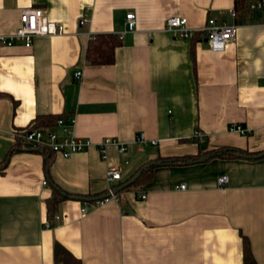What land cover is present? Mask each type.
Here are the masks:
<instances>
[{
	"label": "crops",
	"instance_id": "crops-1",
	"mask_svg": "<svg viewBox=\"0 0 264 264\" xmlns=\"http://www.w3.org/2000/svg\"><path fill=\"white\" fill-rule=\"evenodd\" d=\"M252 1L0 0L2 36L26 9L63 28L27 48L0 47V167L12 152L0 168V264H53L55 242L80 264H264V156L253 158L264 153V12H246ZM128 12L133 32L125 30ZM172 16L186 20L190 39L163 30ZM207 19L238 27L223 51L212 52L198 33ZM100 34L119 38L112 65L84 62L87 42ZM46 116L74 120L75 137L115 139L127 151L110 148L101 159L90 147L63 158L22 147L16 133ZM54 122L46 128L59 135ZM234 124L245 133H231ZM200 149L250 155L153 166L116 201L58 202L53 215L64 218L45 227L51 185L101 197L109 168L121 169L115 190L149 163ZM221 176L227 182L218 187Z\"/></svg>",
	"mask_w": 264,
	"mask_h": 264
},
{
	"label": "built area",
	"instance_id": "built-area-1",
	"mask_svg": "<svg viewBox=\"0 0 264 264\" xmlns=\"http://www.w3.org/2000/svg\"><path fill=\"white\" fill-rule=\"evenodd\" d=\"M246 12L249 14L264 11V0H255L250 2L246 6ZM231 18H236V13L233 9L228 11ZM125 30L133 32L135 27V16L128 12L125 16ZM19 26L10 36L0 35V47L1 46H12L13 44H20L24 48L30 46L31 40L36 37H54L56 35L63 34V28L61 24L52 23L44 16L41 9H26L21 11L19 15ZM86 19H81L78 25H84ZM238 27L236 24L226 26L223 24H215L214 20L207 19L205 24L198 31L202 35L205 43H207L209 49L212 52L223 51L224 48L231 43L237 33ZM163 30L168 33L171 37L187 40L192 37L194 31L189 29L186 25V20L178 16H172L164 22ZM80 73L76 72L73 77L76 80L80 78ZM74 120L69 119L68 122L59 119L55 120V126L61 129V134L57 135L55 132L45 128H30L17 132L15 137L16 140L21 144L22 147L36 148L50 151L53 155L68 158L76 153H84L89 150L90 147L96 149L99 157L104 159L108 149H115L116 154H123L127 151V147L116 141L115 139L103 138L99 143L93 144L90 140L80 139L71 134V128ZM231 133H237L243 135L245 130L241 126L234 124L229 127ZM195 138H200L199 134H195ZM134 143L141 145L144 143L143 135L137 134L134 138ZM152 144V142H151ZM121 169L109 168L105 172L106 182V195L105 199L94 202L95 204H105L108 201H116L117 194H115L113 185L121 180L120 177ZM227 182L226 176H221L217 179V186L221 187ZM42 186H46L43 182ZM183 185H179L177 189L182 190ZM138 199L144 200V195H138ZM84 207L81 212H84ZM64 216L59 217L53 215L51 220L46 223V228H52L59 221H62Z\"/></svg>",
	"mask_w": 264,
	"mask_h": 264
},
{
	"label": "trees",
	"instance_id": "trees-1",
	"mask_svg": "<svg viewBox=\"0 0 264 264\" xmlns=\"http://www.w3.org/2000/svg\"><path fill=\"white\" fill-rule=\"evenodd\" d=\"M118 45H119V38L117 35L114 36L110 34L96 35L92 37L86 44V50L83 58L84 62H87V64L91 66L112 65L114 62L113 54L115 49L118 47ZM53 119H54L53 117L46 116L44 122L38 124L39 129H45L48 126H51L53 124V121H55ZM33 150L42 153L43 155H45V157L47 154L50 155L52 154L50 151L46 149L43 150V149L33 148ZM202 150L203 149H200L195 156H191V157H182L177 159H162V161L149 163L148 168H146L145 170L148 171V169L156 165H169V166L189 165L199 160H204L209 155H211V157H219V158L247 157V156L249 157L250 155V154L247 155L239 150L234 151L230 149H220V151H211L206 153H202ZM11 153L12 152H9L5 157V159L3 160V162L1 163L2 167L6 163ZM145 170H142L141 173ZM51 188L53 195L45 203V208L47 209V221H50L53 214L56 212L55 206L57 205V203L61 202L64 199H67V196H70L64 193L62 190L60 191L55 185H51ZM242 245H243L242 259L245 261V263H248L251 260L249 256L248 245L246 244L244 238L242 240ZM52 252H53V264H80L79 260L74 258L68 251H66L64 248L59 246L56 242L52 246Z\"/></svg>",
	"mask_w": 264,
	"mask_h": 264
},
{
	"label": "water",
	"instance_id": "water-1",
	"mask_svg": "<svg viewBox=\"0 0 264 264\" xmlns=\"http://www.w3.org/2000/svg\"><path fill=\"white\" fill-rule=\"evenodd\" d=\"M204 42H205V40H204ZM263 156H264V153L256 155L253 158H258V157H263ZM209 157H211V155L207 156L204 160H199V162L206 161V159L209 158ZM148 166H149V164L144 166L141 170L136 172L131 179H129L127 182L119 185V187H117L113 192L115 194H117V193L120 192V190H123L125 188H128V187L132 186L134 184V182L139 178V174L141 173V171L145 170L146 168H148ZM107 196L108 195L105 194L104 196H101V197H93V198L89 199V198H86V197H82V196L76 195V196H67V199L71 200V201H74V202H76V201L83 202V203L86 204V207H88L91 202L101 201V200L105 199V197H107Z\"/></svg>",
	"mask_w": 264,
	"mask_h": 264
}]
</instances>
